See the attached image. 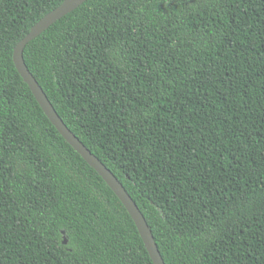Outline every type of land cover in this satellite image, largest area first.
Returning a JSON list of instances; mask_svg holds the SVG:
<instances>
[{"label": "trees", "instance_id": "obj_1", "mask_svg": "<svg viewBox=\"0 0 264 264\" xmlns=\"http://www.w3.org/2000/svg\"><path fill=\"white\" fill-rule=\"evenodd\" d=\"M62 1L0 0V264H153L14 66ZM23 61L164 264H264V0H87Z\"/></svg>", "mask_w": 264, "mask_h": 264}, {"label": "water", "instance_id": "obj_2", "mask_svg": "<svg viewBox=\"0 0 264 264\" xmlns=\"http://www.w3.org/2000/svg\"><path fill=\"white\" fill-rule=\"evenodd\" d=\"M86 1L87 0H63L59 6L44 15L15 45L12 55L13 63L17 72L29 87L32 95L50 123L65 139V141L85 160V162L95 170V172L103 179V181L108 185V187L113 191V193L125 207L137 228V231L152 263L164 264L151 231L135 203L126 193L125 189L118 182V180L113 176V174L107 168H105V166L93 154H91L90 151L87 150L84 145L67 129L49 103L42 89L39 87L33 76L29 73L23 61V49L30 41L38 37L56 21L66 16ZM63 243L66 244V241Z\"/></svg>", "mask_w": 264, "mask_h": 264}]
</instances>
